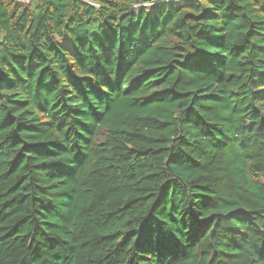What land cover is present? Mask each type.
Instances as JSON below:
<instances>
[{
    "label": "trees",
    "instance_id": "1",
    "mask_svg": "<svg viewBox=\"0 0 264 264\" xmlns=\"http://www.w3.org/2000/svg\"><path fill=\"white\" fill-rule=\"evenodd\" d=\"M0 0V264H264V0Z\"/></svg>",
    "mask_w": 264,
    "mask_h": 264
},
{
    "label": "built area",
    "instance_id": "2",
    "mask_svg": "<svg viewBox=\"0 0 264 264\" xmlns=\"http://www.w3.org/2000/svg\"><path fill=\"white\" fill-rule=\"evenodd\" d=\"M25 3H28L30 0H21ZM83 1H88V0H83ZM185 0H149L148 2L145 3H140L138 4V6H150V5H154L156 3H179Z\"/></svg>",
    "mask_w": 264,
    "mask_h": 264
},
{
    "label": "rangeland",
    "instance_id": "3",
    "mask_svg": "<svg viewBox=\"0 0 264 264\" xmlns=\"http://www.w3.org/2000/svg\"><path fill=\"white\" fill-rule=\"evenodd\" d=\"M147 6V5H146Z\"/></svg>",
    "mask_w": 264,
    "mask_h": 264
}]
</instances>
